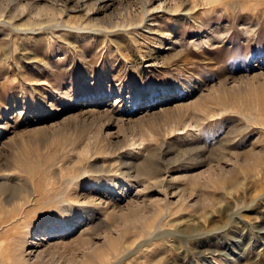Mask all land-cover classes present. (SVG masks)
<instances>
[{"label": "rangeland", "instance_id": "obj_1", "mask_svg": "<svg viewBox=\"0 0 264 264\" xmlns=\"http://www.w3.org/2000/svg\"><path fill=\"white\" fill-rule=\"evenodd\" d=\"M146 1L0 0V264H264V0Z\"/></svg>", "mask_w": 264, "mask_h": 264}, {"label": "bare ground", "instance_id": "obj_2", "mask_svg": "<svg viewBox=\"0 0 264 264\" xmlns=\"http://www.w3.org/2000/svg\"><path fill=\"white\" fill-rule=\"evenodd\" d=\"M149 0H147L146 1V3L143 5V11L145 12V13H148V8H147V6H148V4H149ZM235 186H236V184H234ZM241 185V184H240ZM233 186V185H232ZM238 191V190H237ZM234 195H236V194H234ZM251 205V204H250ZM264 205V201L262 202V204L260 205V207L259 208H261L262 206ZM263 209H264V207H263ZM258 210V209H257ZM256 210V211H257ZM259 211V210H258ZM255 212V211H254ZM257 213V212H256ZM256 215H258V214H256ZM246 216V215H245ZM247 217V216H246ZM256 218H257V216H255ZM244 219V218H243ZM246 219H248V218H246ZM250 219V218H249ZM252 219V218H251ZM245 221V220H244ZM247 222H248V220H247ZM250 222V221H249ZM203 225V224H202ZM247 225H248V223H247ZM202 227V226H201ZM156 237V236H155ZM151 238V237H150ZM149 240V239H148ZM141 244V243H140ZM141 246V245H140ZM241 248V247H240ZM129 249V248H128ZM130 250H132V249H130ZM135 250V249H134ZM128 252V251H127ZM133 252V251H132ZM207 252H209V251H207ZM194 253H195V251H194ZM229 253V252H228ZM205 254V253H204ZM224 254V253H223ZM125 255V254H124ZM244 254H239V253H234V256L232 257V260H237V259H239L240 257H242ZM154 256V255H153ZM177 256V255H176ZM210 256V255H209ZM212 256L213 255H211V257H209L210 259H205L204 261L206 262V264H214L213 262V258H212ZM164 257H165V255H164ZM207 257V256H206ZM163 258V257H162ZM186 258V257H185ZM191 258V257H190ZM204 258V257H203ZM152 259V258H151ZM156 259V258H155ZM154 259V260H155ZM157 260H158V258H157ZM161 260V259H160ZM190 260V259H189ZM166 261V260H165ZM150 262H152V261H150ZM154 263L156 262V261H153ZM161 263V262H160ZM164 263V262H163ZM162 264V263H161ZM165 264V263H164Z\"/></svg>", "mask_w": 264, "mask_h": 264}]
</instances>
